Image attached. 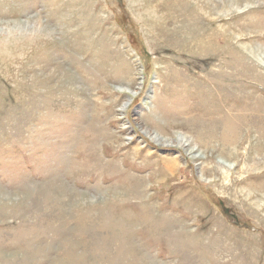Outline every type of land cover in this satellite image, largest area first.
I'll return each instance as SVG.
<instances>
[{
  "label": "rangeland",
  "instance_id": "rangeland-1",
  "mask_svg": "<svg viewBox=\"0 0 264 264\" xmlns=\"http://www.w3.org/2000/svg\"><path fill=\"white\" fill-rule=\"evenodd\" d=\"M0 264H264V0H0Z\"/></svg>",
  "mask_w": 264,
  "mask_h": 264
},
{
  "label": "bare ground",
  "instance_id": "bare-ground-1",
  "mask_svg": "<svg viewBox=\"0 0 264 264\" xmlns=\"http://www.w3.org/2000/svg\"><path fill=\"white\" fill-rule=\"evenodd\" d=\"M46 31V30H45ZM131 92V91H130ZM146 133V136H150V138L155 142L157 143L158 145H161V146H165V147H168V146H172V145H176L177 147L179 148H182V149H185V151L187 152L188 156L190 157L191 160H197V157H198V154H197V151H195L193 148L189 149L187 146H189L187 144V140L184 141L180 136L181 135H178V138L175 140V142H172L170 141V139H167V137H162V136H159L158 134L157 135H151L149 132H145ZM177 137V136H176ZM166 172H168L169 174L172 172L171 169L169 167H166ZM201 174V173H200ZM207 176V175H206ZM205 175L201 174L199 179L200 180H204L206 183L209 182V180L207 181L208 178H205L206 177ZM210 177V176H209ZM229 188V187H228Z\"/></svg>",
  "mask_w": 264,
  "mask_h": 264
}]
</instances>
